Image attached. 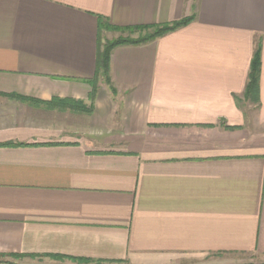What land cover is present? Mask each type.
<instances>
[{
  "label": "crops",
  "instance_id": "0c3cea01",
  "mask_svg": "<svg viewBox=\"0 0 264 264\" xmlns=\"http://www.w3.org/2000/svg\"><path fill=\"white\" fill-rule=\"evenodd\" d=\"M185 17L93 90L99 18ZM216 255L264 264V0H0V264Z\"/></svg>",
  "mask_w": 264,
  "mask_h": 264
},
{
  "label": "trees",
  "instance_id": "16d2710c",
  "mask_svg": "<svg viewBox=\"0 0 264 264\" xmlns=\"http://www.w3.org/2000/svg\"><path fill=\"white\" fill-rule=\"evenodd\" d=\"M192 20V17H185L179 21L172 22L164 25H140L132 27H119L112 26L106 20L99 18L98 24V50L96 55V69L92 79L88 80L93 90L96 87L99 77L104 79V82L109 86L110 90L114 92L111 87L109 79V60L112 50L121 45H140L155 40L161 36H164L170 32L177 30L187 25ZM137 31L140 32L136 39L119 38L111 42L101 41L102 31ZM260 48H257L253 52V56L250 62L249 73L247 83L244 91V99L252 102H258L259 99V76H260ZM9 145V144H8Z\"/></svg>",
  "mask_w": 264,
  "mask_h": 264
},
{
  "label": "rangeland",
  "instance_id": "374dc122",
  "mask_svg": "<svg viewBox=\"0 0 264 264\" xmlns=\"http://www.w3.org/2000/svg\"><path fill=\"white\" fill-rule=\"evenodd\" d=\"M139 34H140V32H137V31H111V30H109V31H107V34L105 35V38L102 41V43H104V42L105 43L106 42H111V41L117 40L119 38H124L125 39V38H128L129 37L130 39H136L139 36ZM121 46H126V45H121ZM260 70H261V66H260ZM109 79H110V77H109ZM98 80L104 81V79L101 78V77H99ZM247 101H249V100H247ZM250 102H252V101H250ZM252 103H257V102H252ZM213 257L214 258H217L219 256L216 255V256L204 257V259H202V261H199V260L195 259L194 263L195 264H211V263H216L217 261H212L211 260Z\"/></svg>",
  "mask_w": 264,
  "mask_h": 264
}]
</instances>
